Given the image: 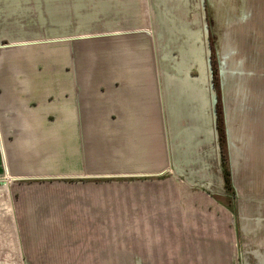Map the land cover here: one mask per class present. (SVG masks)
I'll return each mask as SVG.
<instances>
[{
	"label": "rangeland",
	"instance_id": "1",
	"mask_svg": "<svg viewBox=\"0 0 264 264\" xmlns=\"http://www.w3.org/2000/svg\"><path fill=\"white\" fill-rule=\"evenodd\" d=\"M149 5L172 170L161 98L154 93ZM137 30L144 32L0 50V73L20 77L69 78L97 68L137 73L143 101L153 91L155 119L152 141L141 128L142 160L118 164L153 176L0 185V264H264V0H0V45ZM209 54L217 72L213 93ZM20 56L31 73L20 71ZM177 87L181 94L173 93ZM59 94L69 96L45 93L49 127L58 121ZM213 98L224 118L232 191L221 169Z\"/></svg>",
	"mask_w": 264,
	"mask_h": 264
},
{
	"label": "crops",
	"instance_id": "2",
	"mask_svg": "<svg viewBox=\"0 0 264 264\" xmlns=\"http://www.w3.org/2000/svg\"><path fill=\"white\" fill-rule=\"evenodd\" d=\"M143 32H120L101 38ZM76 37L84 38L65 42L88 44L100 39ZM75 73L59 79L54 75L46 78L43 74L20 77L0 73V180L153 176L140 169L118 168L124 161L142 160L141 128H146V140L152 141L155 122L152 89L146 90L143 101L142 94L136 92L141 86L137 73L128 77L103 71ZM51 89L69 93L55 96L53 115L58 121L53 127L47 125L45 113V93ZM157 91L156 84V96Z\"/></svg>",
	"mask_w": 264,
	"mask_h": 264
},
{
	"label": "water",
	"instance_id": "3",
	"mask_svg": "<svg viewBox=\"0 0 264 264\" xmlns=\"http://www.w3.org/2000/svg\"><path fill=\"white\" fill-rule=\"evenodd\" d=\"M149 13H150V22H151V27H150V31L151 32H149V33L152 35V38L154 37L153 41H154L155 61H156V68H157V75H158V82H159V94H160L161 103H162V114H163V120H164V124H165L166 136H167V146H168V156H169L170 170H172L173 166H174V162H173L174 159H173L172 143L170 142L171 140H170V137H169L171 132H170V128L168 129L169 124H170L169 118H168V113H167L168 112V110H167L168 109V107H167L168 103L166 102V95H165L166 88L164 86L163 74L161 72V67H160V62H159L158 46H157V40L155 38V27H154L153 13H152L151 5H149ZM138 32H140V31H138ZM138 32H134V34L138 33ZM105 36H110V35H93V36H89L87 38H101V37H105ZM83 38L84 37H82V38L81 37H74V38H71V39H69V38H61V39H55V40H51V41H44V42L41 41V42H30V43H20V44L12 43L10 45H0V50L1 49H7V48L31 46V45H41V44H49V43H56V42H65V41H70V40H80V39H83ZM208 65H209V72H210V77H209L210 78V89H211V92L213 93L214 92V86H215V84H214V70H213V65H212V60H211L210 54L208 56ZM202 66H203V64H202ZM221 75H222V73H221ZM223 76L225 77V74ZM170 79H168L170 84H173V82L175 83V80H172V78H170ZM233 86H234V87H232L233 89H237V85H233ZM178 91L181 94L183 92L182 87H179V88L177 87V89L173 88V93L177 94ZM217 102H218L217 99L213 98V112L215 114V122L216 123H217V111H216ZM170 107L172 108V104L171 103H169V108ZM216 132H218L217 131V125H216ZM9 183L10 182H8L7 179L6 180H0V185L4 186L6 188H9Z\"/></svg>",
	"mask_w": 264,
	"mask_h": 264
},
{
	"label": "trees",
	"instance_id": "4",
	"mask_svg": "<svg viewBox=\"0 0 264 264\" xmlns=\"http://www.w3.org/2000/svg\"><path fill=\"white\" fill-rule=\"evenodd\" d=\"M217 83V72L216 69H214V84L216 85ZM216 111H217V129H218V134L220 135V149H221V169L224 174V180H225V186L227 188V191H232V181H231V171L228 166V161L225 159L226 154H225V143H224V118L222 113L220 112V107L219 105L216 106Z\"/></svg>",
	"mask_w": 264,
	"mask_h": 264
},
{
	"label": "bare ground",
	"instance_id": "5",
	"mask_svg": "<svg viewBox=\"0 0 264 264\" xmlns=\"http://www.w3.org/2000/svg\"><path fill=\"white\" fill-rule=\"evenodd\" d=\"M8 49V48H7ZM42 55V54H41ZM41 55H38V56H36V58H34V59H36L37 61H41V62H45V59H44V57H42ZM19 59H18V61H20L19 63H20V65H17V66H19V68L21 69L20 71H24V72H28V71H30V70H28V69H30L31 67H29L28 66V62L26 61V58L25 57H18ZM42 59H43V61H42ZM16 60L17 59H14V64H16ZM103 68V67H102ZM32 70V69H31ZM101 70V68H97L96 70H95V72L96 73H101L102 71H100ZM46 72V71H45ZM30 73H31V71H30ZM32 73H33V71H32ZM0 135H1V133H0ZM1 138H2V136H1ZM2 149H3V155H4V157L6 158V152H5V148H4V145L2 144Z\"/></svg>",
	"mask_w": 264,
	"mask_h": 264
},
{
	"label": "flooded vegetation",
	"instance_id": "6",
	"mask_svg": "<svg viewBox=\"0 0 264 264\" xmlns=\"http://www.w3.org/2000/svg\"><path fill=\"white\" fill-rule=\"evenodd\" d=\"M216 86V85H215ZM217 123H218V119H217ZM217 123H216V125H217ZM217 131H218V129H217Z\"/></svg>",
	"mask_w": 264,
	"mask_h": 264
}]
</instances>
